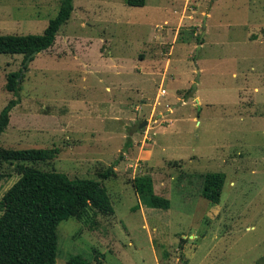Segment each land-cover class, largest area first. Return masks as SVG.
Returning a JSON list of instances; mask_svg holds the SVG:
<instances>
[{
  "label": "rangeland",
  "instance_id": "1",
  "mask_svg": "<svg viewBox=\"0 0 264 264\" xmlns=\"http://www.w3.org/2000/svg\"><path fill=\"white\" fill-rule=\"evenodd\" d=\"M60 5L0 0V34L42 33ZM33 58L0 54V112L15 97L9 74L26 66L0 146L57 147L34 165L72 177L112 171L103 181L114 212L63 220L57 264L264 256V0H75L54 46ZM208 172L226 174L217 204L201 193ZM19 176L0 164V215Z\"/></svg>",
  "mask_w": 264,
  "mask_h": 264
},
{
  "label": "trees",
  "instance_id": "2",
  "mask_svg": "<svg viewBox=\"0 0 264 264\" xmlns=\"http://www.w3.org/2000/svg\"><path fill=\"white\" fill-rule=\"evenodd\" d=\"M74 1L61 0L57 15L50 19L42 33L0 34V54H23L25 63L32 53L50 49L61 27L70 20ZM146 1L127 0V3L142 7ZM23 68L8 76L6 88L15 97L0 112V137L10 123L11 111L21 102ZM58 152L57 147L15 149L0 146V164H15V169L20 173L1 201L0 264H57V229L63 220L81 216L88 207L103 214L114 212L108 188L103 181L111 176L112 171L101 173L100 179H94L72 177L62 171L45 170L34 165L53 160ZM225 181L224 172L204 174L202 195L211 203H219ZM145 199L155 208L171 207L170 199L161 195L145 194ZM68 264L95 263L77 254L69 258ZM255 264H264V256Z\"/></svg>",
  "mask_w": 264,
  "mask_h": 264
},
{
  "label": "water",
  "instance_id": "3",
  "mask_svg": "<svg viewBox=\"0 0 264 264\" xmlns=\"http://www.w3.org/2000/svg\"><path fill=\"white\" fill-rule=\"evenodd\" d=\"M204 25H205V24H204ZM204 28H205V26H204ZM36 54H37V52L32 53V54L27 58L25 64L29 63V62L32 60V58H33ZM24 69H25V66H24L23 70H24ZM195 88H196V86H195ZM197 100H198V99H197ZM199 106H200V105H199ZM144 124H145V123H142V124H141V127H142Z\"/></svg>",
  "mask_w": 264,
  "mask_h": 264
}]
</instances>
